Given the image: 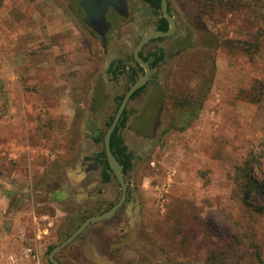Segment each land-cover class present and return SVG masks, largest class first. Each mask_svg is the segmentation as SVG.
Instances as JSON below:
<instances>
[{
    "label": "rangeland",
    "instance_id": "1",
    "mask_svg": "<svg viewBox=\"0 0 264 264\" xmlns=\"http://www.w3.org/2000/svg\"><path fill=\"white\" fill-rule=\"evenodd\" d=\"M179 1L171 0L173 12H182ZM184 11L195 32L193 43L199 46L210 33L220 40H252L260 27L251 9L235 15L221 11L204 22H196L186 7ZM153 28L139 22L131 32L127 29L128 44L119 59L133 66L137 39ZM89 42L63 0H4L0 8V76L8 96L0 118V264H47L48 247L57 243L68 218L81 217L96 201L113 202L120 193L116 180L102 182L100 166L82 160L102 148L91 141L86 125L93 121L102 126L113 113L115 98L128 86L127 75L112 80L105 73L114 57H101L98 47H92L91 54ZM165 42H151L143 53ZM175 48L165 50L169 54ZM178 54L159 69L158 83L147 86L127 106L128 127L121 134L133 154L129 198L110 220L90 225L62 250L63 261L206 264L216 235H199L186 248L173 236L169 210L174 201L182 200L200 208L204 224L214 225L218 233L222 232L218 210L238 217L264 257V216L249 215L234 183L235 166L248 157L258 160L252 166L253 176L264 179V46L254 55L218 49L211 93L199 116L184 132L163 135L174 119L167 106L170 90L185 65L192 68L200 61L196 57L189 64L184 59L187 53ZM178 66L183 68L180 73ZM254 82L263 86L258 104L239 97ZM97 88L103 90L105 103L90 113V96ZM74 121L85 127L74 146L76 163L64 174L61 200L55 202L31 188L55 160H62L60 155L69 153L67 140ZM257 200L264 204V199ZM227 264H236L235 258Z\"/></svg>",
    "mask_w": 264,
    "mask_h": 264
},
{
    "label": "trees",
    "instance_id": "2",
    "mask_svg": "<svg viewBox=\"0 0 264 264\" xmlns=\"http://www.w3.org/2000/svg\"><path fill=\"white\" fill-rule=\"evenodd\" d=\"M181 2L184 7H186V10L194 13L196 22L214 20L215 15L221 11L235 15L242 12L244 9H251L253 10V17L259 21L260 27L257 28L252 40H220L216 35L210 33L209 35L206 34L204 44L199 46L193 43L195 32L188 25L186 28L187 45L182 50L183 54L187 53L184 55V59L186 63L189 64L195 63L196 57H199L200 61L197 60V64L193 65L192 68L190 65H185L184 74L179 75L178 81L174 82L167 97V106L174 119L162 131L163 135L170 131L184 132L199 116L204 102L211 93L212 78L215 72L214 55L218 49H241L246 54L254 55L260 52L264 46V0H181ZM3 3L4 0H0V8ZM183 9L185 10V8ZM158 11L159 8H153V12L156 15ZM167 27L168 24L166 20L161 18L156 29L166 31ZM162 39L163 38H159L158 40ZM140 56L149 64L152 70H155V75L151 83L157 84L159 79L158 71L163 62H165V51L163 49H157L150 53L148 57ZM150 58L152 59L151 61L149 60ZM131 59L134 63L133 66H128L123 61H117L116 63H111L110 66L105 69V73L112 74V79L114 80H116L119 75H127L126 79L128 86L126 91L143 73V69L134 61L133 57ZM178 68V72L180 73L182 71L180 69L183 68H181V66H178ZM145 88L146 86H143L138 89L130 100L137 99L141 96ZM102 91L97 89L92 91L90 96V101L92 103V106L89 108L90 113L97 111L99 106L104 103L106 96ZM262 94V84L254 82L251 88L241 90L239 92V97L241 100L258 104ZM123 95L115 98L113 113L102 126L93 121H90L86 125L91 141L94 144L101 145L102 148L92 156H84L82 160L93 161L97 166L101 167V178L103 183H109L112 179L115 180L105 158L103 136L113 119ZM7 102V90L4 80L0 76V118L7 110ZM96 103H98V105ZM129 115L130 112L126 108L110 141L112 153L123 166V174L127 184L129 173L134 168L133 154L128 151L121 133L123 129L128 127ZM84 127L85 123L83 125L77 121L71 124L67 140L69 153L60 155V158L62 156V160H55L52 166L48 168L43 178L31 188L32 190H41L50 200L60 202L62 194L60 188L61 180L64 174L68 173L69 167L76 163L77 159L73 150L77 135L81 133L82 129L84 130ZM253 164L257 165L258 160L254 157H248L241 165L235 166L234 183L239 193L241 205L251 217L256 218L264 216V204L257 202L259 198L264 199V179L259 180L253 176ZM129 195L130 190L128 187L127 199ZM119 197L120 193L115 200L110 203L100 200L96 201L93 205L83 210L81 217L73 219L72 217L68 218L67 223L59 233L57 243L49 246L47 252L49 253L54 246L65 240L88 216L108 210L117 202ZM200 212L201 209L197 208L191 201H174L171 204L168 220L172 221L171 229L173 236L179 240L182 247L186 248L193 238L199 235H205L208 238L216 235L217 242L211 247L206 257V264H227L232 257L235 258L236 264H260L264 262L259 244L257 241L251 239L253 235L247 231L248 229H245L246 224L238 217L232 213H225L222 209L218 210V216L216 217L222 227V232L218 233L214 225L204 224L203 219L200 217ZM249 230L251 231L250 228ZM244 239L250 240L245 244L243 243ZM62 252L57 254L55 258L62 264H69L60 258ZM47 264H51L48 259Z\"/></svg>",
    "mask_w": 264,
    "mask_h": 264
},
{
    "label": "flooded vegetation",
    "instance_id": "3",
    "mask_svg": "<svg viewBox=\"0 0 264 264\" xmlns=\"http://www.w3.org/2000/svg\"><path fill=\"white\" fill-rule=\"evenodd\" d=\"M63 3L65 10L69 13L71 18L76 21L77 26H79V28L84 31L87 38L90 39L88 47L91 54H93L92 47H95V49L98 47L97 49L100 50L101 57L106 59L114 57L113 59L116 61L113 62L111 60L107 67H109L111 63L122 61L119 59L118 55L121 54L120 51H122L123 47L128 44L126 37H128L130 33L126 31L127 29H130L131 32L133 30L131 28H136L140 22L147 24V26L151 24L154 26L153 30H157V24L161 18H164L160 10L161 0H63ZM166 6L169 14L175 21L174 32L172 35L164 37L162 40H158L159 38L150 40L142 47L139 53L142 57H148L149 54L155 50L163 49L167 58L165 57V62H163L161 68L169 58L174 60V58L179 56L178 52L186 47V28L189 25V23L186 22L185 11L182 9L185 7L181 1L178 2V8L182 11L180 13L171 10V8H173L171 0H166ZM153 8H159L157 15L153 12ZM144 34L137 39L135 46ZM163 40H166L164 46L156 49L151 47L143 53V49L148 47L151 42ZM174 47L176 48L173 52L167 54L165 49ZM149 60L151 61L152 59L150 58ZM110 75L112 77V74ZM154 75L155 70L151 69L150 78L145 85L146 87L155 84L151 83Z\"/></svg>",
    "mask_w": 264,
    "mask_h": 264
},
{
    "label": "water",
    "instance_id": "4",
    "mask_svg": "<svg viewBox=\"0 0 264 264\" xmlns=\"http://www.w3.org/2000/svg\"><path fill=\"white\" fill-rule=\"evenodd\" d=\"M161 13L163 17L168 22V29L166 31L160 30H151L145 33L137 42L134 50H133V59L134 61L143 69V74L139 76L135 82L129 86L128 90L123 95V98L113 116V119L105 131L103 136V149L105 153V158L109 169L111 170L116 182L120 187V197L113 206H111L108 210L88 216L65 240L54 246L50 252L48 253V261L51 264H62L55 257L56 255L64 250L67 246H69L76 238H78L90 225L101 223L104 221L110 220L125 204L127 199V191L128 184L126 182L125 176L123 174V166L116 159L114 154L112 153L110 147L111 136L119 124V121L127 108L128 102L130 101L133 94L143 86H145L150 78L151 68L147 62L141 59L139 53L142 47L153 39L164 38L172 35L175 29V21L173 17L169 14L166 0H161ZM260 264H264L261 262Z\"/></svg>",
    "mask_w": 264,
    "mask_h": 264
}]
</instances>
